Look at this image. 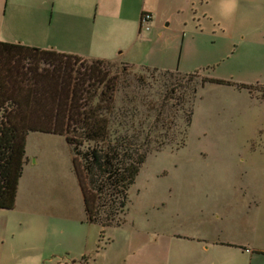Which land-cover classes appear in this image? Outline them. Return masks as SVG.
Masks as SVG:
<instances>
[{
    "label": "rangeland",
    "instance_id": "obj_1",
    "mask_svg": "<svg viewBox=\"0 0 264 264\" xmlns=\"http://www.w3.org/2000/svg\"><path fill=\"white\" fill-rule=\"evenodd\" d=\"M55 1V8L48 4L38 16H14L17 29L41 34L57 51L82 58L90 35L97 51L129 24L128 17L156 10V27L145 23L131 63L113 61V73L122 76L118 98L137 89L139 76H151L143 66L234 85L207 83L200 89L184 147L170 140L173 129L159 127L156 137L164 135L166 145L148 156L120 226L87 223L65 137L30 133L31 159L18 203L0 209V264H51L45 259L55 253L71 259L65 252L71 242L78 253L88 249L93 264H236L232 243L249 221L239 192L257 188L248 183L247 165L254 156L264 157V0ZM180 92L186 96L189 88ZM159 93L147 89L139 100L158 106Z\"/></svg>",
    "mask_w": 264,
    "mask_h": 264
},
{
    "label": "trees",
    "instance_id": "obj_2",
    "mask_svg": "<svg viewBox=\"0 0 264 264\" xmlns=\"http://www.w3.org/2000/svg\"><path fill=\"white\" fill-rule=\"evenodd\" d=\"M112 65L0 41V209L16 206L27 137L38 132L64 136L71 147L87 223L103 229L123 225L120 216L128 211L131 187L148 156L166 145L164 135L156 137L159 127L173 129L170 140L184 147L200 89L207 83L234 85L143 66L151 76H139L137 89L118 98L122 76L113 73ZM184 87L189 88L186 96L180 92ZM147 89L160 92L158 106L139 100Z\"/></svg>",
    "mask_w": 264,
    "mask_h": 264
},
{
    "label": "crops",
    "instance_id": "obj_3",
    "mask_svg": "<svg viewBox=\"0 0 264 264\" xmlns=\"http://www.w3.org/2000/svg\"><path fill=\"white\" fill-rule=\"evenodd\" d=\"M84 2H86V0H73V4L75 5H80ZM48 4L55 8L56 1L42 0V5H39L31 0H0V41L23 43L25 45L38 47L41 49H55V44L50 42L41 34H33V32L28 29L23 33L19 31L17 29L18 24L16 23V19L14 21V16H38V10H44ZM32 12H34V14H32ZM143 13H149L151 15L152 19L149 24H151L153 27H156V10L152 8L142 9L140 15L137 13V17H128L127 21L129 24L117 32L112 40H106V42L98 45L100 48L96 49L97 51L93 50V47L97 46L92 38L94 35H90V50L88 53H84V58L131 63V59H128L129 54L134 51V47L137 44V36L141 35L144 29V24L142 23ZM52 16H54V13ZM20 25H18V28ZM146 30L150 31L151 27L147 25ZM39 32L42 31L39 30ZM260 148L261 155H264V144H262V146L260 145ZM29 159L31 158L28 157V160ZM28 160L25 164V168L28 167L30 163ZM247 166L248 168L246 174L248 183L255 184L257 188L252 189L248 187L246 192H239L241 193L240 197H243L245 198L244 200H247L246 207L243 209V214L247 213L249 221L247 223V228L238 234L237 240H234L232 244L238 250L237 254H235L238 261L236 264H264V157L254 156L253 159L251 158L249 160ZM19 194L20 191L18 192L16 204L18 203ZM244 210H246L245 213ZM68 247L69 248L65 252L67 255L72 256L71 259L62 257V253H55L46 258L45 261L48 262L47 260H49L51 264L54 260H57L56 263L58 262V264H83L84 262V264H93L90 262L88 249H83L80 253H78V251H80L79 246L73 242H71L70 246ZM208 249L209 247L204 248L206 251ZM203 254L205 255V253ZM77 257L81 258L80 262L78 261L79 259H77ZM33 263L40 264L38 262ZM22 264L29 263L24 262ZM216 264L218 263L216 262Z\"/></svg>",
    "mask_w": 264,
    "mask_h": 264
},
{
    "label": "built area",
    "instance_id": "obj_4",
    "mask_svg": "<svg viewBox=\"0 0 264 264\" xmlns=\"http://www.w3.org/2000/svg\"><path fill=\"white\" fill-rule=\"evenodd\" d=\"M152 17L149 13H145L142 18V23L145 25V23L149 24L151 21Z\"/></svg>",
    "mask_w": 264,
    "mask_h": 264
}]
</instances>
